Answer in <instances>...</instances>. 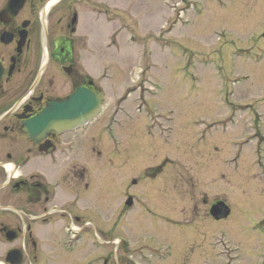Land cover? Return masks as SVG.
<instances>
[{
    "label": "rangeland",
    "instance_id": "obj_1",
    "mask_svg": "<svg viewBox=\"0 0 264 264\" xmlns=\"http://www.w3.org/2000/svg\"><path fill=\"white\" fill-rule=\"evenodd\" d=\"M130 1L128 8L125 0L109 2L111 12L127 16L126 29L117 17L106 23L99 16V23L83 31L93 49L92 57L84 54L89 59L85 62L96 69L93 78L103 67L104 77L111 78L98 85L108 110L83 133L84 145L99 147L101 153L92 163L93 184L83 195L82 213L90 208L91 213L95 208L103 210L88 220L81 264H94L87 254L95 252L92 242L99 246L98 264L107 259V264H126L121 260L124 245L118 244L126 236L132 248L137 245L136 253L142 252L143 264H264V0ZM173 18L178 25L167 30ZM106 41L116 48L105 50ZM232 106L241 110L225 126ZM112 107L116 108L112 121L122 118L125 110L131 125L125 132L113 126L110 137L104 127ZM148 116L174 125V147L190 135L186 140L194 152L172 154L175 163L170 168L182 170L188 165L194 171L195 189L178 195L186 196L168 211L173 217H161L157 227L144 223L145 218L138 222L140 218L132 213L133 228L125 235L123 217L116 214L122 207L128 173L131 167L145 168L153 162L142 164L138 159L126 165L124 158H131V149L141 137L161 143L164 139L149 130ZM141 123L149 128L139 130ZM129 135L137 141L126 145L122 141L132 139ZM140 141L150 149L146 141ZM101 143H110V155V145ZM200 164L201 171L196 172ZM149 180L155 181L157 189L164 181L153 176ZM204 192L209 202L218 198L228 204V220L208 219L207 204L200 205ZM64 197L61 193L60 198ZM84 220L81 228L87 226ZM139 258L137 254L135 259Z\"/></svg>",
    "mask_w": 264,
    "mask_h": 264
},
{
    "label": "flooded vegetation",
    "instance_id": "obj_2",
    "mask_svg": "<svg viewBox=\"0 0 264 264\" xmlns=\"http://www.w3.org/2000/svg\"><path fill=\"white\" fill-rule=\"evenodd\" d=\"M7 2L0 0V264H81L83 217L103 210L95 208L91 213L90 208L82 213L83 195L93 184L92 163L101 151L84 145L80 133L51 131L29 136L25 127L49 105L63 102L80 89L100 91L99 78H93L96 69L85 62L89 59L84 54L92 57L93 50L83 31L99 23V16L109 23L115 15L122 25L127 16L114 11L111 15L110 0H24L15 15L3 14ZM186 139L172 148L155 140L148 143L149 150L141 141L135 144L136 139L123 140L126 145L130 140L134 143L131 158L125 157L124 164L138 159L142 164L144 160L153 163L131 167L116 217L134 213L138 222L145 218L144 223L156 227L161 217H173L168 211L186 195L177 196L195 186L194 171L188 165L182 170L170 168L175 163L172 154L193 153ZM110 151L111 145L109 155ZM8 164L13 167L7 168ZM147 175L148 179L162 175L165 182L157 189L155 181L146 180ZM218 201L209 202L207 193L201 194L200 205L207 204L208 218L210 207ZM131 228L130 222L128 233ZM91 249L95 252L87 254L95 263L97 249Z\"/></svg>",
    "mask_w": 264,
    "mask_h": 264
},
{
    "label": "water",
    "instance_id": "obj_3",
    "mask_svg": "<svg viewBox=\"0 0 264 264\" xmlns=\"http://www.w3.org/2000/svg\"><path fill=\"white\" fill-rule=\"evenodd\" d=\"M22 2L23 1L20 0H9L5 12L8 11L16 13L17 10H19V8L21 7ZM78 95L82 96V110L83 113H85L91 108V98H88L86 92L83 90H81ZM76 101H78V98L76 99L75 96L71 97L70 104H75ZM94 106H96V103H94ZM70 108L71 110H74L73 107L70 106ZM93 112H95V109H93L92 113ZM46 113L47 114L41 117V123L44 124V126L48 129H55L56 127L61 125L66 126L68 123H65L64 121L66 119H71V117H74V113L71 114V111L69 109V104L61 105L58 113L55 116H51V114H48V112ZM86 116L82 119L86 118ZM211 215L216 220L223 219L228 215V209L223 204H218L214 208H212Z\"/></svg>",
    "mask_w": 264,
    "mask_h": 264
},
{
    "label": "clouds",
    "instance_id": "obj_4",
    "mask_svg": "<svg viewBox=\"0 0 264 264\" xmlns=\"http://www.w3.org/2000/svg\"><path fill=\"white\" fill-rule=\"evenodd\" d=\"M6 167L11 169L13 167V165L12 164H8V165H6Z\"/></svg>",
    "mask_w": 264,
    "mask_h": 264
}]
</instances>
